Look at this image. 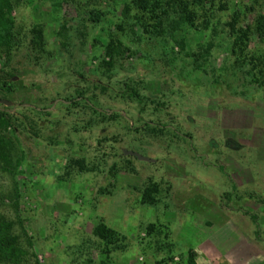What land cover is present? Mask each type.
I'll list each match as a JSON object with an SVG mask.
<instances>
[{"label":"rangeland","instance_id":"obj_1","mask_svg":"<svg viewBox=\"0 0 264 264\" xmlns=\"http://www.w3.org/2000/svg\"><path fill=\"white\" fill-rule=\"evenodd\" d=\"M11 4L0 134L19 162L0 161V221L19 252L0 264H264V40L238 47L228 25L252 26L264 0L160 27L130 0Z\"/></svg>","mask_w":264,"mask_h":264},{"label":"trees","instance_id":"obj_2","mask_svg":"<svg viewBox=\"0 0 264 264\" xmlns=\"http://www.w3.org/2000/svg\"><path fill=\"white\" fill-rule=\"evenodd\" d=\"M208 2L209 5H213L214 0H130V3L139 10L141 13H149L150 17L153 18L154 27H160L162 19L166 17L169 12L176 15L175 25L181 22H187L189 25L193 24V19L197 13V9L203 8L204 3ZM226 4L220 2L218 7L223 8ZM127 9V5L125 7ZM90 19L97 21L99 18V12L96 10H90ZM234 19V18H232ZM229 30L233 37V44L240 47V43H243L244 37H246V31H252L256 34L260 40H264V14L257 13L253 18L252 26L246 25L244 29L241 30L240 27L235 26L234 20L228 22ZM13 16H12V4L11 0H0V51L3 48H7L11 44L12 33H13ZM162 29V28H161ZM39 33V30H36ZM162 31V30H161ZM86 99V98H84ZM93 111H98L102 115L107 112L90 103L87 99L86 102ZM10 125V120L6 116L5 111L0 108V128L5 129ZM13 150V145L11 140H9L4 135L0 134V161H2L3 168L9 170V167L18 164L19 159L15 158L11 163L9 157L10 152ZM222 170V165H218ZM234 184H232V190L234 189ZM157 190V185L154 182H150L144 186L140 193V200L143 203H152L155 201L154 193ZM231 192L227 191L223 193V203H226L230 199ZM244 214H247L254 226L255 233H258V222L257 215L254 211H250L242 206H238ZM10 223L5 221H0V257L10 256L14 257L19 252L15 245V236L8 233ZM111 229L106 228L102 223H98L94 227V233L97 234L101 239H108L111 234ZM192 263L191 252L189 251V260Z\"/></svg>","mask_w":264,"mask_h":264},{"label":"water","instance_id":"obj_3","mask_svg":"<svg viewBox=\"0 0 264 264\" xmlns=\"http://www.w3.org/2000/svg\"><path fill=\"white\" fill-rule=\"evenodd\" d=\"M128 153L135 155L139 159L149 160V157L139 154L138 152L127 150Z\"/></svg>","mask_w":264,"mask_h":264}]
</instances>
